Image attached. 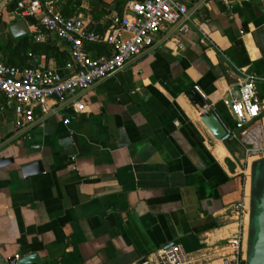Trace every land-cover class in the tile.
<instances>
[{"label": "crops", "instance_id": "1", "mask_svg": "<svg viewBox=\"0 0 264 264\" xmlns=\"http://www.w3.org/2000/svg\"><path fill=\"white\" fill-rule=\"evenodd\" d=\"M67 18L81 17L104 35L116 0H54ZM17 0H0V63L18 68L63 66L38 47L64 53L52 36L16 16ZM187 19L164 28L147 50L74 100L20 127L0 98V264L37 254L41 264H141L177 242L195 264H219L214 248L236 235L231 206L249 209L244 247L253 232L252 171L245 152L264 149V0H186ZM123 9L120 15L119 10ZM19 22L25 30L10 31ZM127 34L122 39L127 40ZM92 59L109 57L88 45ZM256 84L260 116L234 130L226 100L244 78ZM201 91L236 138L217 141L201 124ZM197 94V92H196ZM198 95V94H197ZM199 97V96H198ZM67 120V123L64 122ZM39 163L43 173L25 176Z\"/></svg>", "mask_w": 264, "mask_h": 264}, {"label": "built area", "instance_id": "2", "mask_svg": "<svg viewBox=\"0 0 264 264\" xmlns=\"http://www.w3.org/2000/svg\"><path fill=\"white\" fill-rule=\"evenodd\" d=\"M218 1L226 8L232 5V0ZM188 13L186 0H133L127 3L123 15L112 17L107 33L100 35L93 32L83 18L63 16L54 0H17V18L30 20L39 28L32 34V41L41 43L46 36H52L66 44L68 60L61 70L37 66L18 68L0 63V98L20 120V127L32 124L36 117L49 115L53 105L69 102L75 112H83L84 105L74 100L77 94L121 71L150 48L153 39L164 28L187 19ZM123 34L129 38L122 39ZM94 44L108 46L111 55L92 59L86 53V47ZM195 91L203 102L198 108L199 116L212 114V104L207 103L201 91L197 88ZM225 105L227 107L226 102ZM228 110L235 131L242 130L245 124L260 116L262 110L253 79L246 77L239 83L238 98L232 100ZM224 128L225 136L221 142L236 138L233 131ZM250 159H264V149L247 150L245 160ZM245 199L231 206L230 220L236 226V235L214 248L219 264H247L244 236L249 209ZM19 260L16 256L8 264H17ZM141 264L195 263L180 246H174L159 251L155 262L146 260Z\"/></svg>", "mask_w": 264, "mask_h": 264}, {"label": "water", "instance_id": "3", "mask_svg": "<svg viewBox=\"0 0 264 264\" xmlns=\"http://www.w3.org/2000/svg\"><path fill=\"white\" fill-rule=\"evenodd\" d=\"M14 30L23 31L19 36L27 34L26 25L24 22H19L13 25L10 29L14 35ZM232 98L226 100L228 109L231 108ZM189 99L194 105H202V100L196 92L189 93ZM201 124L210 132L215 140L220 141L225 136V126L220 119L214 114H209L200 117ZM12 163L11 159H0V167ZM25 176L37 175L43 173L41 164L33 163L23 167ZM257 190L260 192L258 198L251 201L253 210V236L249 245V255L247 264H264V159L255 162L252 171V192ZM177 242H172L166 246V249L174 247ZM144 260L141 262L143 263ZM42 260L37 254L27 255L19 260L17 264H41Z\"/></svg>", "mask_w": 264, "mask_h": 264}, {"label": "trees", "instance_id": "4", "mask_svg": "<svg viewBox=\"0 0 264 264\" xmlns=\"http://www.w3.org/2000/svg\"><path fill=\"white\" fill-rule=\"evenodd\" d=\"M70 1L71 2H74L76 4H79L81 0H70ZM116 2L119 3V4L121 3L120 5L122 6L123 4H125L127 2V0H116ZM65 9L66 8H64V10L61 11V12H62V14H64V15L67 16L69 13ZM122 11H123V9L119 10L118 13L121 15L122 14ZM52 46L51 47H48V48L47 47L46 48L45 47H38L36 49L37 50H42L43 54H45L48 59L49 58H53L54 60H56L58 62V64H60L61 66H63L67 62V60H68L67 59V56L64 53L59 52L58 50H55L56 48L53 49Z\"/></svg>", "mask_w": 264, "mask_h": 264}, {"label": "flooded vegetation", "instance_id": "5", "mask_svg": "<svg viewBox=\"0 0 264 264\" xmlns=\"http://www.w3.org/2000/svg\"><path fill=\"white\" fill-rule=\"evenodd\" d=\"M259 195H260V192L257 191V190H254V191L251 193V201H252L253 199H255V198H258ZM251 239H252V237H251ZM250 241H251V240H250ZM249 245H250V243H249ZM246 253H247V259H248V255H249V246L246 247Z\"/></svg>", "mask_w": 264, "mask_h": 264}, {"label": "rangeland", "instance_id": "6", "mask_svg": "<svg viewBox=\"0 0 264 264\" xmlns=\"http://www.w3.org/2000/svg\"><path fill=\"white\" fill-rule=\"evenodd\" d=\"M253 230H254V225H253ZM253 236V232H252V235H251V237Z\"/></svg>", "mask_w": 264, "mask_h": 264}]
</instances>
